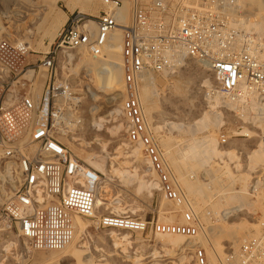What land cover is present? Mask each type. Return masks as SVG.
Wrapping results in <instances>:
<instances>
[{
    "label": "rangeland",
    "instance_id": "374dc122",
    "mask_svg": "<svg viewBox=\"0 0 264 264\" xmlns=\"http://www.w3.org/2000/svg\"><path fill=\"white\" fill-rule=\"evenodd\" d=\"M118 1L120 6L128 2L125 23H129L134 0ZM138 1L150 4L155 0ZM165 1L169 6L177 2ZM102 3L103 0H0V101L19 111L11 120L24 131L35 122L36 116L24 114L20 107L23 99L31 97L37 102L43 101L50 87L51 94L56 95L51 105L57 104L54 118L50 115L49 119L51 134L86 165V154L101 152L108 158V177L88 165L102 173L101 181L107 185L108 210L99 212L145 218L150 224L145 231H129L106 228L96 219L84 217L85 224L81 228L74 212L61 205L57 197L44 195L35 207L40 217L39 235L29 238L20 231L8 210L17 199L18 183L1 185L0 264H243L244 243L251 234L262 232L255 227L256 220L260 218L264 223V165L253 167L251 163L261 129L253 128V123L242 119L235 108L219 111L224 124L210 127L200 135L217 137L218 156L206 166H200L179 157L184 138L175 128L171 131L167 128L172 127L171 121L187 125L206 112L223 109L211 102L216 96V86L208 70L189 59L172 72L148 74L154 79L155 91L150 98L154 106L150 108L141 94L149 85L148 81L143 77L140 83L145 112L184 194L183 201V197L172 199L163 193L155 169L147 168L149 173H145L144 150L129 139L128 120L123 111L130 88L126 81L127 68L113 67L112 56L116 54L113 52L122 51L120 31L115 37L116 45L100 55L79 50L72 52L70 59L61 57L55 69L43 66L42 59L68 17L79 13L86 4H90L87 8L90 14L80 13L96 17L109 10ZM245 7L242 8L247 15ZM242 15L244 12L239 16ZM106 52H112L111 56ZM59 115L62 127L74 125L70 136L64 139H60L64 135L55 126ZM8 125L7 118L0 116V129ZM247 127L251 135L245 132ZM72 146H77L79 153ZM229 150L233 155L226 153ZM169 151L176 154L175 164L167 155ZM142 177L155 180L159 186L153 189V196L136 191ZM188 183L193 185L192 190ZM199 185L201 192L195 189ZM245 189L250 194L242 192ZM238 191L237 195L247 196L251 206L237 207L224 217L221 212L229 208L231 194ZM189 207L197 216L194 215L195 232L187 237H162L157 224L166 222L161 217H169L167 223L182 224L185 208ZM200 235L212 243L218 238L216 261L215 250L207 241L200 243Z\"/></svg>",
    "mask_w": 264,
    "mask_h": 264
},
{
    "label": "built area",
    "instance_id": "2783aa9c",
    "mask_svg": "<svg viewBox=\"0 0 264 264\" xmlns=\"http://www.w3.org/2000/svg\"><path fill=\"white\" fill-rule=\"evenodd\" d=\"M111 2L113 6L96 17L80 12L68 17L42 64L48 70L55 69L61 57L70 59L71 53L79 50L100 55L110 49L120 31L122 53L129 60L124 66L130 88L123 102L129 139L142 145L147 160L159 174L163 193L181 199L183 194L144 109L142 77L180 68L192 59L213 75L224 94H239L249 87L261 89L264 43L242 36L233 28V9L240 0H177L173 6L165 0L150 4L134 0L129 23L122 18L119 1ZM55 97L49 87L43 101L23 99L20 107L24 114L36 116L24 131L11 120L19 111L0 101V116L9 123L6 129H0V187L18 183L17 199L8 209L11 218L24 235L37 238L40 217L35 207L39 198L49 195L57 197L66 209L96 219L103 227L145 231L150 224L145 218L98 211L102 176L86 170L51 134L49 119L50 115L54 118L57 104L51 103ZM185 218L182 224L158 223L157 229L161 233H194L196 219L192 211H187ZM256 221L255 227L262 232L251 234L244 243L243 264L264 261V223L260 218Z\"/></svg>",
    "mask_w": 264,
    "mask_h": 264
},
{
    "label": "bare ground",
    "instance_id": "6f19581e",
    "mask_svg": "<svg viewBox=\"0 0 264 264\" xmlns=\"http://www.w3.org/2000/svg\"><path fill=\"white\" fill-rule=\"evenodd\" d=\"M103 7L106 8H111L113 5V2L109 0H103ZM243 6H246L245 8L248 9L247 15L245 14V11H243ZM249 6V7H247ZM90 8V4H86L85 8L79 9L80 12L83 13H88V9ZM121 13H122V18H124L125 22L128 18L129 14V4L128 2H124V5L121 7ZM244 15L239 16L241 13ZM232 26L233 28L242 36H248L250 39L256 40V41H263L264 43V0H240V3L237 4V6L234 7L233 9V21H232ZM116 39V38H115ZM116 42V40H114ZM113 41V43L110 44V48L116 43ZM118 45V43H117ZM112 52H106V54L111 56ZM116 53L115 55L112 54L114 57L115 61L113 63V67L119 68V69H124V65L129 63V60H127L122 51L119 50V52H113ZM95 56V55H94ZM106 56V55H105ZM107 57V56H106ZM109 58V57H108ZM109 60V59H108ZM107 60V61H108ZM109 62V61H108ZM111 64V63H110ZM178 69V68H176ZM175 69H172L167 72H172ZM122 70L121 72H123ZM146 74L144 79L148 81L147 87H144L142 91V95L145 97V100L147 102L148 108L154 106V101L150 100L151 95L155 93L154 91V79L151 77L147 76ZM142 77V78H143ZM178 84V83H177ZM215 86H216V96L212 98L211 102L215 103L218 105V107H221L222 110L218 111H209L206 112L205 114L201 115L197 120H194L191 123H188L187 125L184 123H180L177 121H171L170 124H172V127L167 126L169 131H171L172 128H175L177 133L184 138V143L183 146L180 147L179 150V157L184 160L185 162H190L193 161L196 165H203L206 166L207 164L210 163L211 160H213L216 156H218V143H217V137H212L210 135H205V136H200L201 134H204V132L210 128V127H219L224 124L222 115L219 113V111L224 112L226 107H231L235 108L236 111H238L239 116L242 117V119H245L247 122L253 123L255 129L260 128V134L257 139V145H255V149H253V154L251 156V163L255 167L256 165H264V87L260 88H253L250 89H244L242 90L239 94L235 95H227L221 92L217 82L215 81ZM182 88V86H181ZM156 89V88H155ZM64 93V92H63ZM156 98V96H155ZM209 100V101H210ZM157 102V100H155ZM46 105V102H45ZM213 106V105H212ZM215 107V105L213 106ZM216 108V107H215ZM124 111V109H123ZM125 113V111H124ZM126 116V114H125ZM62 116H58L55 118V126L61 130V133L64 136H61L60 139H64L65 136H70L72 133L71 131L74 129V125H69L67 127H62V124H60V119ZM127 118V117H126ZM64 119V117H63ZM128 120V118H127ZM129 121V120H128ZM168 122V121H167ZM169 125V124H165ZM53 126V123L51 124ZM69 127V128H68ZM53 128V127H52ZM174 132V131H172ZM245 132H248L250 135L252 134V131L249 130L247 127V130ZM141 145V144H137ZM142 147V145H141ZM73 150L76 153H79L78 147L77 146H72ZM143 148V147H142ZM144 153V152H143ZM227 154L233 155V151L229 150L226 152ZM84 155V153H83ZM168 157L170 160L175 164V155L173 152H167ZM74 157V156H73ZM85 162L93 167H96L99 169L104 175L107 177L109 176V161L106 155L104 153H91V154H86L84 155ZM82 165L86 170H89L91 172H96L98 176H102V173L93 167H88L85 163L81 162ZM144 163L146 165L145 173H149V168H151L153 171L154 168L152 167V164L147 160L146 156L144 157ZM150 164V165H149ZM149 170H148V169ZM192 169V167H191ZM188 170V169H187ZM193 170V169H192ZM190 171V170H189ZM194 171V170H193ZM250 171V170H249ZM193 173V172H192ZM188 174V173H187ZM194 174V173H193ZM183 175V174H182ZM191 175V174H190ZM209 175V174H208ZM103 178V176H102ZM101 178V180H102ZM184 179V178H183ZM247 180V179H246ZM155 180H151L149 178H141L138 180L136 184V191L139 193H147L148 196H153V189L158 188L159 186L154 183ZM100 188H99V195L97 197V209L98 211H104L108 209L107 207V198H106V189L107 185H105L102 181L100 182ZM188 188L192 190L191 188L193 187L192 184H187ZM253 186V185H252ZM199 192H201L202 188L201 185L196 186L195 188ZM253 189V187H252ZM251 190V189H250ZM253 191V190H252ZM246 195L250 194L246 189L243 190ZM238 192H233L229 198V208L224 209L221 214L225 217L226 215L230 214L231 212L235 211L234 209L237 207H243L244 205H250V201L246 200L247 196H240L237 195ZM183 198L185 201V197L183 194ZM188 205V204H187ZM190 205V204H189ZM192 208V207H191ZM194 211L189 208H185L184 214H183V223L186 222V213L187 211ZM227 210V211H225ZM195 215V213H194ZM221 215V216H222ZM196 216V215H195ZM222 216V217H223ZM197 217V216H196ZM75 218L77 224H79L82 228L85 224V218L78 214L75 213ZM161 220L164 222H167L170 220L169 217L162 216ZM200 220L198 219V223L200 224ZM177 235V236H182V237H187L185 234L181 233H162V237H168L171 238V236ZM217 234L214 235L216 237ZM230 235V234H229ZM193 238V237H190ZM198 238V234H197ZM205 237L204 235H200V243L207 241L209 243V246L211 245V248L215 250V261L217 259L218 253L216 252V245L219 244L218 238L215 239V243H212V240L209 238ZM197 240V241H199ZM214 241V240H213ZM199 243V244H200ZM215 244V245H214ZM217 255V256H216ZM253 262V261H252ZM251 262V263H252ZM244 263V262H242ZM246 264V263H245ZM258 264V263H257Z\"/></svg>",
    "mask_w": 264,
    "mask_h": 264
}]
</instances>
